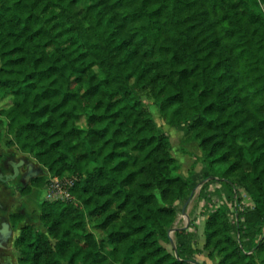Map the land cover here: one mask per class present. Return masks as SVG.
Wrapping results in <instances>:
<instances>
[{"label":"trees","instance_id":"trees-1","mask_svg":"<svg viewBox=\"0 0 264 264\" xmlns=\"http://www.w3.org/2000/svg\"><path fill=\"white\" fill-rule=\"evenodd\" d=\"M145 97L208 179L250 191L236 228L208 215L202 250L195 223L162 245L196 180ZM0 100V140L76 179L42 204L45 232L23 229L19 264H264V0H0Z\"/></svg>","mask_w":264,"mask_h":264},{"label":"rangeland","instance_id":"rangeland-1","mask_svg":"<svg viewBox=\"0 0 264 264\" xmlns=\"http://www.w3.org/2000/svg\"><path fill=\"white\" fill-rule=\"evenodd\" d=\"M146 106L153 115L155 122L161 132L166 133L171 140L173 147V155L181 164V173L184 177H188L190 174L195 178V186L193 187L190 196H192L187 209L183 212V206L185 202L180 206L179 213L175 224L169 231L170 244L162 243V245L169 251L174 252L176 249V231L179 229H188L193 223L191 234L195 235L194 242L192 243L193 248L202 250L204 245V234L203 227L204 222L208 215L218 207H226L229 210V218L233 223L234 228L238 225V217L236 210L246 211L252 208L253 202L248 187L237 185L240 189L227 191L225 185H222L216 178H207V172L204 171L205 163L201 150L199 149V143L195 141H186V134L183 130L173 128L165 122L159 115L158 108L153 104L152 100L148 97L143 99ZM7 103L6 100H0V109ZM81 126L84 127V122H81ZM12 138L7 135L6 128L2 130L0 140V150L4 154L10 152H17L18 155L24 156L29 162H33L36 166H40L36 160L28 153L23 152L12 143ZM204 171V173H203ZM46 186L44 188L33 190L32 193L24 197L22 202L26 204L28 208L32 207L36 209L33 216L36 218V230L45 232L41 222L39 221L41 206L46 201H57L55 199L48 198V183L50 178H54L52 174L46 169L45 174ZM56 178V177H55ZM58 178V177H57ZM64 178H68L67 176ZM60 179V178H59ZM63 179V178H62ZM74 179V178H73ZM212 180V181H211ZM211 182V183H210ZM50 194V192H49ZM58 200H61L57 198ZM244 221V219H242ZM90 231L93 232L97 237L100 235L95 232L90 226ZM234 235H237L234 230ZM208 252L202 251V253L196 256L199 264L204 261L217 262L218 257L215 255L213 259H209ZM21 253L17 254L20 257ZM205 264V262H204Z\"/></svg>","mask_w":264,"mask_h":264},{"label":"flooded vegetation","instance_id":"flooded-vegetation-1","mask_svg":"<svg viewBox=\"0 0 264 264\" xmlns=\"http://www.w3.org/2000/svg\"><path fill=\"white\" fill-rule=\"evenodd\" d=\"M29 164L36 166L17 152L4 154L0 150V264H19L16 240L23 229L36 228L33 216L36 209L28 208L22 200L39 189L34 186V181L43 176L32 178L25 184ZM29 189L31 192L26 194Z\"/></svg>","mask_w":264,"mask_h":264},{"label":"built area","instance_id":"built-area-1","mask_svg":"<svg viewBox=\"0 0 264 264\" xmlns=\"http://www.w3.org/2000/svg\"><path fill=\"white\" fill-rule=\"evenodd\" d=\"M76 179L73 178H50L48 183V198L58 200H73L70 190L73 188ZM50 192V194H49Z\"/></svg>","mask_w":264,"mask_h":264},{"label":"water","instance_id":"water-1","mask_svg":"<svg viewBox=\"0 0 264 264\" xmlns=\"http://www.w3.org/2000/svg\"><path fill=\"white\" fill-rule=\"evenodd\" d=\"M28 170H29L28 174L24 178L25 184H27L32 178L45 176V174H46V170L43 167L35 166L34 164H29ZM191 198H192V196H191ZM191 198L185 204V206L183 208V212L186 211L187 206H188L189 202L191 201Z\"/></svg>","mask_w":264,"mask_h":264},{"label":"crops","instance_id":"crops-1","mask_svg":"<svg viewBox=\"0 0 264 264\" xmlns=\"http://www.w3.org/2000/svg\"><path fill=\"white\" fill-rule=\"evenodd\" d=\"M204 262H205V264H218L219 261H217V262H209V261H204V260H203V263H204Z\"/></svg>","mask_w":264,"mask_h":264}]
</instances>
